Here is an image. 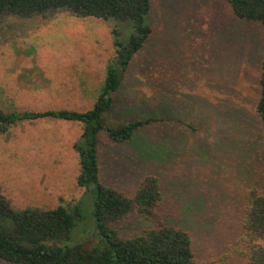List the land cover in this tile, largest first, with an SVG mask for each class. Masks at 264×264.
<instances>
[{"label":"rangeland","instance_id":"1","mask_svg":"<svg viewBox=\"0 0 264 264\" xmlns=\"http://www.w3.org/2000/svg\"><path fill=\"white\" fill-rule=\"evenodd\" d=\"M150 38L114 95L108 127L167 119L128 144L100 135L101 183L133 196L149 177L162 199L152 219L120 222L127 237L160 225L192 234L196 263L246 264L241 240L245 195L264 192L260 100L264 32L226 0H152ZM129 23L54 10L0 21V110L23 114L93 108L116 56L113 31ZM84 124L19 121L0 132V188L17 211L60 206L80 220L66 245L103 248L92 186L78 185ZM77 209V208H76ZM0 264H12L0 260Z\"/></svg>","mask_w":264,"mask_h":264},{"label":"trees","instance_id":"2","mask_svg":"<svg viewBox=\"0 0 264 264\" xmlns=\"http://www.w3.org/2000/svg\"><path fill=\"white\" fill-rule=\"evenodd\" d=\"M226 1L240 20L259 24L264 32V0ZM54 10L80 18L129 23L127 37L120 30L113 31L116 56L107 66L105 82L92 109L23 114L0 110V132H7L19 121L54 119L84 124L81 140L74 144L81 169L78 185L83 189L93 186L97 191L94 217L97 233L105 243L103 248L66 245L81 217L79 205L74 210L60 206L48 211H17L0 188V260L12 264H221L196 263L192 234L174 226L163 224L133 237L120 232L119 223L130 216L152 219L153 209L162 199L157 178H147L132 197L101 183L98 144L102 132L113 144H128L144 127L168 121L150 118L118 127H108L106 123L124 74L152 34L146 20L152 11V0H0V21L10 16H44ZM260 85L256 115L264 122V60ZM241 240L246 264H264V192L257 188L245 195Z\"/></svg>","mask_w":264,"mask_h":264}]
</instances>
